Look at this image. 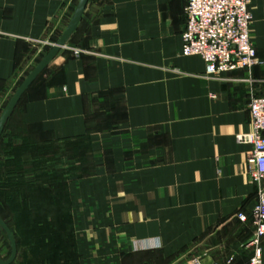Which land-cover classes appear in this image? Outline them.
<instances>
[{
    "label": "crops",
    "instance_id": "obj_1",
    "mask_svg": "<svg viewBox=\"0 0 264 264\" xmlns=\"http://www.w3.org/2000/svg\"><path fill=\"white\" fill-rule=\"evenodd\" d=\"M80 1L0 0V107L61 40ZM250 2L260 64L210 78L200 58L182 54L186 0L89 1L5 125L13 154L54 148L57 174L73 158L68 200H44L25 243L11 230L14 260L9 237L0 260L250 264L264 178L254 180L253 146L237 138L253 133L249 103L264 96V0ZM262 248L264 259V239Z\"/></svg>",
    "mask_w": 264,
    "mask_h": 264
},
{
    "label": "built area",
    "instance_id": "obj_2",
    "mask_svg": "<svg viewBox=\"0 0 264 264\" xmlns=\"http://www.w3.org/2000/svg\"><path fill=\"white\" fill-rule=\"evenodd\" d=\"M186 2L187 23L182 34V54L187 58H200L205 64L206 76L219 78L230 72L251 70L260 64L250 35L254 22L250 0ZM249 109L254 131L249 135H240L237 139L241 144L253 146L248 154V163L254 180L260 183L264 178V96H253ZM258 197L259 202L253 214L256 233L252 240L254 254L250 264H264V188L259 190ZM240 219L242 222L247 221V217L242 215ZM191 264L204 263L195 259Z\"/></svg>",
    "mask_w": 264,
    "mask_h": 264
},
{
    "label": "rangeland",
    "instance_id": "obj_3",
    "mask_svg": "<svg viewBox=\"0 0 264 264\" xmlns=\"http://www.w3.org/2000/svg\"><path fill=\"white\" fill-rule=\"evenodd\" d=\"M26 77L19 81L14 90L4 96L0 107V118L20 88V84L23 80H26ZM11 134V130L4 128L3 133L0 135V218L18 237V240L25 243L28 238L25 235L30 226L28 218L33 213H36V218L38 216L40 218L42 211L47 209L45 205L48 203L44 200H68L65 185H67L66 181L73 175V172H71L73 158L66 157V173L57 174L51 171L57 168L56 165L54 167L50 165L57 160L54 148L40 147L34 150L26 148L15 151L13 154L14 149L10 144H15V142L12 141ZM86 164H88V161L83 157L82 166ZM32 165L33 167H30ZM29 167L39 168L40 171L48 167L50 172L29 174L26 172ZM47 180L55 183L59 180V186L54 188L47 187L46 183H49ZM49 210L55 211L56 209L51 210L48 208ZM3 231L5 232L0 226V257L7 259L10 254V243L8 236Z\"/></svg>",
    "mask_w": 264,
    "mask_h": 264
},
{
    "label": "water",
    "instance_id": "obj_4",
    "mask_svg": "<svg viewBox=\"0 0 264 264\" xmlns=\"http://www.w3.org/2000/svg\"><path fill=\"white\" fill-rule=\"evenodd\" d=\"M89 1L90 0H81L80 1L79 5L75 11V14H74L67 30L65 31L63 37L61 38V40L56 45H54L51 52L43 59V61L37 66V68L32 72V74H30V76L25 80L23 85L15 93L14 97L12 98L10 103L8 104L4 114L2 115V117L0 119V135L3 133V130L5 128V125L7 123L8 118L10 117L11 113L13 112V110L15 109V107L17 106L19 101L25 95L27 90L36 81V79L43 73V71L48 67V65L53 61V59L58 55V53L63 48H65L67 46L69 40L72 38V36L77 31V29H78V27H79V25L83 19V16H84L86 8L89 4ZM0 226L5 230V232L7 233L8 237L10 238V240L12 242L13 256L10 260V261H12V260H14V258L16 256L17 244L15 242V239H14V236H13L11 230L9 229L7 224H5V222L1 218H0ZM0 264H8V263L0 260Z\"/></svg>",
    "mask_w": 264,
    "mask_h": 264
}]
</instances>
